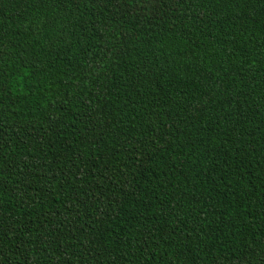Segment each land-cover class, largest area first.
<instances>
[{"label": "trees", "instance_id": "obj_1", "mask_svg": "<svg viewBox=\"0 0 264 264\" xmlns=\"http://www.w3.org/2000/svg\"><path fill=\"white\" fill-rule=\"evenodd\" d=\"M0 264H264V0H0Z\"/></svg>", "mask_w": 264, "mask_h": 264}]
</instances>
